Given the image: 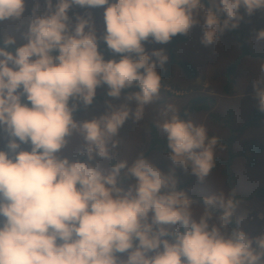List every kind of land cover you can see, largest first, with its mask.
I'll list each match as a JSON object with an SVG mask.
<instances>
[{"label":"clouds","instance_id":"1","mask_svg":"<svg viewBox=\"0 0 264 264\" xmlns=\"http://www.w3.org/2000/svg\"><path fill=\"white\" fill-rule=\"evenodd\" d=\"M207 4L0 0V25L17 26L0 33V134L8 137L7 151L0 150V264H264V234L249 238L230 227L239 203L234 193L201 197L197 212L173 171L162 173L143 153L112 162L119 130L129 118L142 121L146 106L160 98L157 68L164 69L168 56L162 48L148 53L144 44L164 45L199 26L207 47L239 27L241 8L248 16L264 10V0ZM73 6L103 8L102 37L90 14L75 15L73 24ZM98 40L119 60H105ZM254 41L264 44V29ZM102 85L115 99L135 90L98 118L74 120L77 104L91 105ZM252 86L264 113V80ZM164 115L156 126L168 159L202 183L223 146L204 125L181 119L173 105ZM74 136L87 162L67 154ZM97 157L108 165L91 163Z\"/></svg>","mask_w":264,"mask_h":264},{"label":"rangeland","instance_id":"2","mask_svg":"<svg viewBox=\"0 0 264 264\" xmlns=\"http://www.w3.org/2000/svg\"><path fill=\"white\" fill-rule=\"evenodd\" d=\"M32 5H27L25 16L30 14ZM43 9V4L41 3ZM91 16V22L96 28L98 37L104 34L103 8L87 9L73 6L68 15L75 23V15L87 18ZM243 20L240 22L238 29L251 30L253 28L264 26V10H256L251 16L245 14L244 9H240ZM16 25L5 23L0 25V33L12 34L16 31ZM87 30V29H86ZM202 31L199 26L191 29L186 36V41L178 43L173 51L170 49V42L164 45L146 42L144 44L148 53L153 50L163 49L168 56V62L164 69L168 68L170 77L167 84L162 85L160 98L155 103L146 106L145 116L138 124L129 118L119 130L118 136L119 147L114 150L113 161L126 159L129 162L134 160L140 153L145 154L150 147L149 125L163 122L167 117L164 115L168 105H173L177 109V114L183 109L188 101L194 97L205 96L213 100V106L209 111L192 114L188 120L199 125L202 124L207 128L210 137L215 136L219 139V147L215 153V168L211 174L202 182H198L196 177L183 170L179 166H174L163 151H150L147 159L156 166L162 173L168 174L173 171L177 184L189 180V184L184 188L188 195L208 196L213 194L224 193L225 196L230 194L226 177L224 176V163L228 158V149L222 141L232 140L231 151L237 154L240 151H246L250 145L260 147L259 153L253 154V164H250L242 157H237L232 163V174L234 175V192L238 196L247 195L253 190L264 187V118L256 126H245L252 117L253 112L258 108V101L255 98L253 82L264 80V73L260 72V64L264 58L245 57L237 67L234 75L231 77V83L226 78V69L234 60L240 56V46L238 40L231 32L225 31L217 44L205 47L201 44ZM98 43H103L98 40ZM250 49L253 52L264 53V44H256L254 34L250 36ZM105 58L116 59L117 55L110 50L101 52ZM171 53L179 61L191 63L195 70L196 76L191 79L174 64L170 63ZM155 59V58H153ZM163 69L157 68V71ZM107 87L97 88L95 98H104ZM125 94L121 93L119 99L107 97L93 105L84 106L82 111L74 118L77 122H83L98 118L105 114L107 104L118 106L124 103ZM94 98V99H95ZM22 102H25L22 98ZM72 101H70L71 105ZM83 106L77 104V109ZM129 107H132L129 104ZM76 109V110H77ZM75 112V111H74ZM231 113V115H230ZM215 118H227L229 127L214 120ZM160 138L164 139L163 134L156 126ZM235 131V132H232ZM8 137L6 134H0V150L7 151L6 144ZM22 150H30L29 145L22 144ZM81 150V141L79 137L74 136L69 144L67 154L70 159L85 161L86 156L78 154ZM246 155H251L247 153ZM91 163H103L107 166L109 162L100 161L96 158ZM197 212L202 211L201 205H194ZM235 223L237 227L243 230L249 238H255L264 234V198L253 199L250 201H239L236 209ZM237 221H240L239 224Z\"/></svg>","mask_w":264,"mask_h":264},{"label":"trees","instance_id":"3","mask_svg":"<svg viewBox=\"0 0 264 264\" xmlns=\"http://www.w3.org/2000/svg\"><path fill=\"white\" fill-rule=\"evenodd\" d=\"M205 7H208L207 4V0H205ZM221 19H223V16L221 17ZM260 29H264V26H259L256 28H253L251 30H240L238 28L234 29V30H230L229 32L232 33V35L238 40L239 46H240V56L234 60L232 63H230V65L227 67L226 69V78L228 83H231V77L234 75L237 67L239 66V64L241 63V61L245 58V57H251V58H264V53H258V52H253L250 49V36L252 34H255L256 31L260 30ZM186 36H176L173 37L170 41V49L173 51V49L175 48V46L180 43V42H184L186 41ZM10 51L12 50L11 48L9 49ZM98 50L100 52H107L108 49L106 47V45L104 43H98ZM120 56L119 54L117 55V60H119ZM170 63L176 65L177 67H179V69H181L182 72H184V74L193 79L196 76V70L194 68V66L187 62V61H179L175 58V56L173 55V53H171V58H170ZM160 75L162 77V85H166L167 83V79L170 77V71L168 68L163 69L160 71ZM135 89H125L124 91H122V94H128L131 91H134ZM106 95V94H105ZM108 96L106 95L104 98H95L93 100V104L107 98ZM213 100L208 99L205 96H198V97H194L192 99H190V101H188L187 105L181 109V111L179 112V116L181 119H185L188 120L189 117L192 114L198 113V112H206L209 111L211 109V107L213 106ZM84 108V106H80L74 113H73V118H75ZM231 115V113H230ZM264 118V113L260 112L258 110V108L253 112L252 117L248 120V122L246 123L245 126H256L258 125V122ZM214 120L224 124L225 126L229 127V120L227 118H215ZM232 132H235L232 130ZM149 134H150V147H149V151H147L144 155L147 158L148 153L150 151H163L167 153V148H166V141L165 139L160 138L158 130L156 128V125L152 122L149 125ZM232 139V138H231ZM229 139L228 141H222V143L227 147L228 149V158L224 163V176L226 177V184L228 185L229 188V192L234 193V199L237 201H250L253 199H258V198H264V187H260L256 190H253L252 192H250L247 195H243V196H238L235 194L234 192V175L232 174V163L233 160L237 157H242L244 158L246 161L248 160V162L250 164H253L254 162V157L253 154L259 153L261 151L260 147H256L255 145H250L246 148V151H240L237 154H233L231 151V145H232V140ZM247 153H250L251 155H246ZM115 162V161H112ZM189 180L185 181V182H181L178 184V190H184V188L189 184ZM192 196V198L196 201V204L201 205L200 200L202 196H198V195H189ZM230 227L234 228L237 227L236 223H235V218H233V224L230 225Z\"/></svg>","mask_w":264,"mask_h":264}]
</instances>
